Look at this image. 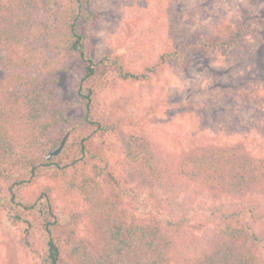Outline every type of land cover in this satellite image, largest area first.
Instances as JSON below:
<instances>
[{
    "label": "trees",
    "instance_id": "16d2710c",
    "mask_svg": "<svg viewBox=\"0 0 264 264\" xmlns=\"http://www.w3.org/2000/svg\"><path fill=\"white\" fill-rule=\"evenodd\" d=\"M90 15L87 0H0V25L12 30L24 16L54 19L60 36L57 44L47 42L41 59H36L46 77L39 79L41 75L26 69L24 60L30 59L24 55L15 61L10 57L14 86L0 89V208L7 219L24 226L21 245L30 247L29 235L37 229L38 264H70L64 258L65 240L55 234V187L62 196L68 192L92 202L95 177L109 175L107 182L113 183L120 198L145 215L139 222L107 223L100 239L92 241L100 252L96 264H176L173 250L178 236L195 215L213 224L214 236L208 249L184 264H264V224L257 226V204L235 201L246 194L264 193V167L259 168L241 141H205L173 153L147 133L132 135L118 176L108 161L90 150L94 136L115 128L120 120L114 124L95 105V88L105 72L114 71L124 80H147L168 62L186 66L189 53L213 57L236 50L242 37L264 32V20L199 33L185 48L164 51L156 62L131 71L118 56L91 54L80 32V25L87 24ZM69 67L77 71L72 90L83 129L68 160L61 155L45 160L48 148L57 142L56 123L66 120L69 112L52 97L50 85ZM259 96L255 87L240 88L236 102L258 107ZM204 194L207 205L201 200ZM221 196L224 200L216 203ZM70 232L74 238L75 232Z\"/></svg>",
    "mask_w": 264,
    "mask_h": 264
},
{
    "label": "rangeland",
    "instance_id": "374dc122",
    "mask_svg": "<svg viewBox=\"0 0 264 264\" xmlns=\"http://www.w3.org/2000/svg\"><path fill=\"white\" fill-rule=\"evenodd\" d=\"M87 4L91 15L87 24L80 25V32L91 54L118 56L131 71H141L156 62L164 51L185 48L199 33L264 20V0H87ZM22 21L12 30L0 25V89L14 86L9 71L10 57L15 61L24 55L30 59L24 60L28 68L23 64L24 67L34 75H41L39 79L46 77L41 62L36 64V59H41L40 53L46 51L47 42L57 44L60 37L54 19L24 16ZM71 67L60 74L55 85H50L52 97L61 107H68L69 112L66 120L56 123L57 142L48 150L68 131L63 147L53 156L61 155L66 160L71 157L78 133L83 129L82 113L72 90L77 71ZM253 87L260 92L258 107L236 102L240 88ZM95 105L114 124L120 119L115 128L95 135L90 149L108 161L117 176L125 166L128 139L144 133L173 153L205 141L211 144L241 141L247 148L244 150L263 168L264 32L246 35L236 50L213 57L189 53L186 66L168 62L147 80H124L114 71H107L97 82ZM107 179L109 175L95 177L91 184L92 202L68 192L62 196L52 182L58 217L55 234L65 240L64 258L70 259V264H96L100 252L92 246V241L100 239L106 224L115 220L139 222L145 215L120 198L116 187ZM1 187L2 184L0 192ZM201 200L207 205V195H202ZM223 200L221 196L216 203ZM235 201L257 204L260 218L257 226L264 224V193L246 194ZM71 230L75 232L74 238L70 237ZM23 231L24 226L7 219L0 208V264L39 263L38 231L32 229L30 247L20 243ZM213 236V224L202 216H193L175 244L176 264H184L208 249Z\"/></svg>",
    "mask_w": 264,
    "mask_h": 264
},
{
    "label": "water",
    "instance_id": "95a60500",
    "mask_svg": "<svg viewBox=\"0 0 264 264\" xmlns=\"http://www.w3.org/2000/svg\"><path fill=\"white\" fill-rule=\"evenodd\" d=\"M68 131L63 135L62 139L60 142L53 148L49 149L44 157L45 160H49L51 157L57 155L61 148L63 147L65 140L67 138Z\"/></svg>",
    "mask_w": 264,
    "mask_h": 264
}]
</instances>
